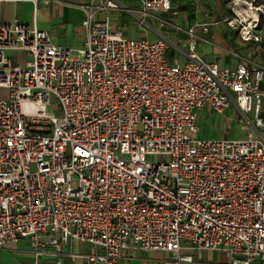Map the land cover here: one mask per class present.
<instances>
[{"label": "built area", "instance_id": "obj_1", "mask_svg": "<svg viewBox=\"0 0 264 264\" xmlns=\"http://www.w3.org/2000/svg\"><path fill=\"white\" fill-rule=\"evenodd\" d=\"M174 1L93 0L77 49L36 18L0 21V254L27 240L36 264H121L130 248L264 264V65L205 59L218 21L185 25ZM124 11L158 37H131ZM207 104H235L253 132L201 136Z\"/></svg>", "mask_w": 264, "mask_h": 264}, {"label": "crops", "instance_id": "obj_2", "mask_svg": "<svg viewBox=\"0 0 264 264\" xmlns=\"http://www.w3.org/2000/svg\"><path fill=\"white\" fill-rule=\"evenodd\" d=\"M91 1L93 0H0V21H13L17 18L21 21H30L36 18L39 26L49 32L55 43L77 49L82 47L86 40L87 29L83 24V19L87 13V7L84 5L90 4ZM122 1L130 8H140L139 0ZM188 1L180 0L184 5ZM192 4L190 15H184L183 10L179 8L182 14L180 20L185 25L193 23L190 20H195L198 16L194 14L193 1H191ZM122 13V23L125 20L130 23L127 28L124 23L122 24L128 34L131 24H135L138 31L144 32L145 36L151 39L158 37L159 33L155 29H146L140 25L137 17L131 16L125 11ZM204 18H198V20H205ZM218 25L214 26V38L200 44V52L205 59L232 67L237 66L242 61H249L252 65H264V49L261 46L249 48L246 46L247 40H238L229 30ZM162 30L169 33L175 40L185 36L184 32H178L171 26H165ZM169 53L171 54V56L169 55L171 61L184 63L187 60L186 54L182 51L171 49ZM237 119L243 120L242 113L235 104L223 111H217L210 104H207L198 115L199 134L207 138L235 137L233 134ZM251 132H253V127L251 131L242 136ZM185 251L191 250L186 248ZM192 252L196 258L190 264H232L231 254L222 249H204L200 254L195 251ZM170 255L169 252L160 250L146 251L130 248L125 250L121 264H157L158 260L167 259ZM44 262V264H54L52 261L46 262L45 260ZM0 264H36L35 252L27 240L18 243L9 242L1 251Z\"/></svg>", "mask_w": 264, "mask_h": 264}, {"label": "rangeland", "instance_id": "obj_3", "mask_svg": "<svg viewBox=\"0 0 264 264\" xmlns=\"http://www.w3.org/2000/svg\"><path fill=\"white\" fill-rule=\"evenodd\" d=\"M191 1L194 2V14L198 16L196 19L194 18L195 20L191 19L190 22H196L198 18L203 19L209 13L208 19L218 21V26L229 30L238 40H247V47L261 46L264 49V0H189L185 3L186 5L181 3L180 0H175L174 4L177 9L183 10L184 15H190V9L193 7ZM123 23L126 28L130 24L128 20ZM131 25L129 33L131 37L145 36L144 32L138 31L135 24ZM117 27L118 23H115L114 29H117ZM74 56H78V53L75 52ZM18 60L24 61L22 58H18ZM0 94L3 98L9 99L7 87H1ZM52 109L58 112L59 107L56 101H54ZM234 130L233 135L241 137L252 130V125L248 121L237 119L235 120ZM186 131L193 137L198 135L191 129ZM78 248L80 250V243ZM73 264H84V260L78 258Z\"/></svg>", "mask_w": 264, "mask_h": 264}]
</instances>
